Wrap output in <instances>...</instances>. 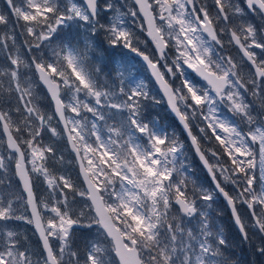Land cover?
<instances>
[{"label": "snow or ice", "instance_id": "1", "mask_svg": "<svg viewBox=\"0 0 264 264\" xmlns=\"http://www.w3.org/2000/svg\"><path fill=\"white\" fill-rule=\"evenodd\" d=\"M4 3L0 264H236L212 218L221 197L264 256V0ZM162 101L184 139L153 115ZM46 134L66 139L83 187ZM13 177L20 195L2 191Z\"/></svg>", "mask_w": 264, "mask_h": 264}, {"label": "rangeland", "instance_id": "2", "mask_svg": "<svg viewBox=\"0 0 264 264\" xmlns=\"http://www.w3.org/2000/svg\"><path fill=\"white\" fill-rule=\"evenodd\" d=\"M146 47H147V46H146ZM141 73L144 74L143 72H141ZM144 75H145V74H144ZM147 76H148V74H146L144 77H147ZM150 83H151L152 86H153V83H152V82H150ZM152 86L150 85V87H152ZM153 87H154V86H153ZM154 89H155V87H154ZM158 98H159V97H158ZM40 99H41V107H42L45 111H47L46 109H48V108L42 106V101H43V97H42V95H41ZM51 110H52V109L49 107V111H51ZM165 124L168 125V123H165ZM170 125H171V124H170ZM53 126H56V121H55V120L53 121ZM172 127L177 131L178 134H181V133L179 132V130L176 129L173 125H172ZM181 138H182V136H181ZM182 139H184V138H182ZM44 142H45V143H47V142H48V143H52V142H56V143H58V146L60 147L61 151L63 152V155H64V161H63V164H59V163H57V164L54 165V167H55V169L57 170L58 174H59V173L70 174V175L72 176L74 182L77 183L78 187H83V183H82V181H81V178H80V176H79V173L77 172L78 169L76 170V173H77V175H78V180H77V181H75V179H74V177H73V175H72L73 173L75 174L74 168L76 167V161H75V157H74V155L70 152L69 149H67V146H66V144H67V143H66V140H65V139H64V140H58L57 138H51V139H50V134H46V135L44 136ZM186 145H187V144H186ZM188 146H189V145H188ZM0 152H3V149H0ZM187 154H188V157H189V162H190V164H191V166H192V171L194 172L195 176L198 177L199 180H200L201 182H205V183H207V182H208V179H207V177L205 176L206 174H205L204 170L202 169L201 165H199L198 161L195 160V162H196V163H195V162L192 160V156H193V155H192V156L190 155V154H192V153H191V151H190L188 148H187ZM5 155H6V153H5ZM58 155H59V153H58ZM13 163H14V161H13ZM49 166H50V167L53 166L51 162H50V165H49ZM201 171H202V173H201ZM9 175H12V173L10 172ZM2 191H4V192L12 191V192H15L17 195H20V194H21L20 187H19V185H18V183H17L15 177H13V180H12V182H11L10 187H9V188H5V189H2ZM36 191H37V194H38V195H43V194H45V186H44L42 183L37 182V184H36ZM76 200H77V204L74 205V207H79V206L81 205V198L76 197ZM212 209H215L216 212H218L219 215H221V214L223 213L224 210L227 211L226 207L224 206V204L222 203V201H221L220 199H218L217 202H216L215 204H213ZM240 211H241V213H242V215H243L245 221H246L247 223H250V220H249V217H248V210H247L246 208H240ZM228 215H229V214H228ZM218 218H222V217H219V216H218ZM218 218H217V219H218ZM229 219H230V221H231L230 216H229ZM231 223H232V221H231ZM223 224H224V223H223ZM223 224L220 222V226H221V225L223 226ZM232 225H233V224H232ZM20 228H21L24 232H26V234H27L28 237L30 238L29 243L31 244V246H32L33 248H38L37 237H36V235L34 234V231H33L32 226L21 223V224H20ZM253 233H254L253 231H250V232H249V234H253ZM255 236H256V235H255ZM34 237H35L36 240L33 239Z\"/></svg>", "mask_w": 264, "mask_h": 264}, {"label": "trees", "instance_id": "3", "mask_svg": "<svg viewBox=\"0 0 264 264\" xmlns=\"http://www.w3.org/2000/svg\"><path fill=\"white\" fill-rule=\"evenodd\" d=\"M5 8V3L3 0H0V10H3ZM3 26H0V31H4ZM19 32V30H17ZM24 40L23 36H18V43H22ZM0 63H3L2 60H0ZM43 97V96H42ZM42 106L46 107L47 111H49V102L43 98ZM159 113L161 119V122H170V124L174 123L171 116L168 114V112L165 109L164 104L161 102L160 106L155 109V112H153V115L156 113ZM176 125V124H175ZM183 137V136H182ZM48 143V142H47ZM187 144V148L191 151L190 147ZM204 147H210V145L205 144ZM192 156V154H190ZM192 160L195 162L194 157L192 156ZM196 163V162H195ZM75 174L73 173V177L75 181L78 180V175L76 173V167L74 168ZM202 173V171H201ZM222 217V218H218ZM212 218L214 220V223L223 230L224 235L226 236L228 242H229V250L230 254L232 256V260L236 262V264H264V256H260L258 253L254 250V245L259 244V235L258 234H249L252 238V244H249L247 242H241L240 235L232 225L228 212L226 210L223 211L221 215L216 212L215 209H212ZM218 218V219H217ZM220 222L223 224V226H220ZM256 235V236H255ZM77 246L82 247L83 246V237L77 234ZM34 240L35 237L33 238ZM39 247V245H38Z\"/></svg>", "mask_w": 264, "mask_h": 264}, {"label": "flooded vegetation", "instance_id": "4", "mask_svg": "<svg viewBox=\"0 0 264 264\" xmlns=\"http://www.w3.org/2000/svg\"><path fill=\"white\" fill-rule=\"evenodd\" d=\"M207 3H208L209 5H211V4H212V0H207ZM141 39H142V40L144 39V36H143V35L141 36ZM146 46H147V47H146ZM141 47H142L143 50H146V51H148L149 53L151 52L152 46H151V44H150L149 41H146L144 44L141 45ZM228 51H229L234 57H236L237 61L239 62V60H240V56L238 55L236 49H235V48H229ZM244 71L247 72V68H245ZM141 72H143L145 75L147 74V72H146V70H145L144 68H141ZM144 74H142V77L145 76ZM150 85L152 86L151 83H150ZM256 103H258V101H257Z\"/></svg>", "mask_w": 264, "mask_h": 264}, {"label": "water", "instance_id": "5", "mask_svg": "<svg viewBox=\"0 0 264 264\" xmlns=\"http://www.w3.org/2000/svg\"><path fill=\"white\" fill-rule=\"evenodd\" d=\"M172 115V114H171ZM173 116V115H172ZM173 118H174V116H173ZM175 119V118H174ZM177 122V124H178V121H176ZM179 125V124H178ZM181 128V127H180ZM182 130V129H181ZM66 140V139H65ZM67 143V142H66ZM190 143V142H189ZM193 153H194V151H193ZM74 155V154H73ZM194 155H195V153H194ZM75 157V156H74ZM195 157H196V159L198 160V162H199V164L201 165V167H202V169L204 170V172H205V174H206V176H207V178H208V175H207V172H206V170L203 168V166H202V164L200 163V161H199V158L195 155ZM76 165H77V163H76ZM13 167H14V165H13ZM77 169H78V173H79V167H78V165H77ZM81 178V181H82V183H83V178L82 177H80ZM17 179V178H16ZM209 179V178H208ZM17 181H18V179H17ZM19 183V182H18ZM20 186V185H19ZM84 186V185H83ZM221 199H222V201H223V203L225 204V206H226V208H227V210H228V212H229V214H230V216H231V210L227 207V204H226V201H224L223 200V198L221 197ZM231 219H232V216H231ZM232 222H233V220H232ZM233 224H234V222H233ZM234 227L236 228V230H237V232L239 233V231H238V228L235 226V224H234ZM33 228V227H32ZM33 231H34V229H33ZM240 235V234H239ZM36 237H37V239H38V236L36 235Z\"/></svg>", "mask_w": 264, "mask_h": 264}]
</instances>
